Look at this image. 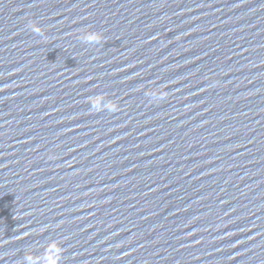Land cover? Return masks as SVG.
<instances>
[{"label": "water", "instance_id": "water-1", "mask_svg": "<svg viewBox=\"0 0 264 264\" xmlns=\"http://www.w3.org/2000/svg\"><path fill=\"white\" fill-rule=\"evenodd\" d=\"M0 264H264V0H0Z\"/></svg>", "mask_w": 264, "mask_h": 264}]
</instances>
